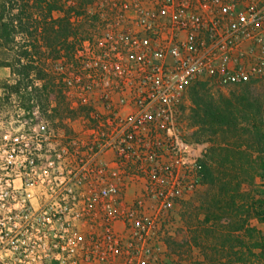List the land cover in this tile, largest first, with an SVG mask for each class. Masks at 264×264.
Masks as SVG:
<instances>
[{"label":"built area","instance_id":"2783aa9c","mask_svg":"<svg viewBox=\"0 0 264 264\" xmlns=\"http://www.w3.org/2000/svg\"><path fill=\"white\" fill-rule=\"evenodd\" d=\"M94 14L98 33L54 68L70 109H88V137L62 147L46 120L33 124L23 112L2 136L0 264H150L174 201L203 181L207 145L180 132L184 92L196 82L227 88L264 77V0H99ZM79 146L87 159L76 180ZM96 158L98 194H78ZM124 175L144 192L132 208L111 210ZM60 178L65 193L54 191Z\"/></svg>","mask_w":264,"mask_h":264},{"label":"rangeland","instance_id":"374dc122","mask_svg":"<svg viewBox=\"0 0 264 264\" xmlns=\"http://www.w3.org/2000/svg\"><path fill=\"white\" fill-rule=\"evenodd\" d=\"M57 1L62 11L55 12L53 18L63 17L64 11L70 8L69 18L73 25L81 24L79 23L81 18L95 15L99 6V0ZM22 39L21 36L17 37V42L21 44ZM51 64L52 61L48 63V69ZM52 70L55 71L54 68ZM9 79L8 70L0 69V82ZM194 84H201L204 88L203 93L215 100L220 96L230 98L241 89L240 85L216 88L207 87L201 82ZM251 84L259 95L264 112V77ZM191 85L184 92L179 107V127L186 141L207 145L203 160V181L193 192L174 201L166 218L168 222L165 225L168 229L155 250V259L150 264H264L259 258V251L253 247V244L264 237V223L257 222L250 208L254 201L264 198V178L260 171L264 158L263 145H259L254 127L243 120H240L235 128L225 127L215 135L201 131L200 125L192 118ZM1 94L0 90V96ZM58 99L59 95L57 101L60 104ZM64 102L62 105L57 103L58 114L54 118L51 120L44 118L49 123L50 130L57 135L56 140L62 147L68 146L72 139L82 142L88 137L85 133L88 109L86 107L67 109L65 105L69 106V103L66 98ZM92 106L97 109L98 104L92 103ZM21 112L23 111L18 107V101L14 97L8 102L0 100V168L8 156L2 146V136L8 131L12 119L16 120L15 116ZM12 127L19 130L16 122ZM260 130L263 133L262 127ZM226 149L243 154L247 161L243 160L236 165L231 163V157L228 158V162L224 161ZM76 152L78 154L75 155L72 165L73 173L76 180H81L85 168L78 160L85 161L87 157L80 146L76 148ZM103 158L109 160L112 155L107 153ZM64 162L67 165L69 159L66 158ZM101 165V159L96 158L88 167L92 171L90 180L75 184V191L78 194H90L91 197L98 194L101 183L93 172L101 168ZM63 172L64 177L65 170ZM61 180L63 181L61 178L57 179L56 184ZM52 184L54 191L65 193L64 185ZM121 184L123 186L119 199L116 204H112L111 210L132 208L134 202L144 192V183L129 176H122ZM35 186L31 191L38 193L42 190L41 186ZM48 187H44L43 190ZM78 201L82 207L83 199L80 198ZM35 202L36 200L32 201L34 206ZM152 205L151 201H147L145 206L152 210ZM90 210H101L97 201H91ZM119 260L120 258H117L109 264H116Z\"/></svg>","mask_w":264,"mask_h":264},{"label":"trees","instance_id":"16d2710c","mask_svg":"<svg viewBox=\"0 0 264 264\" xmlns=\"http://www.w3.org/2000/svg\"><path fill=\"white\" fill-rule=\"evenodd\" d=\"M58 11L62 8L57 0H0V69H7L10 75L9 80L0 82V100L8 102L14 97L25 112L22 119L32 120L33 124L44 118L51 120L58 114V95L59 105L65 101L61 76L52 70L56 63L61 61L66 67L73 59L76 46L96 32L95 15L81 18V24L73 25L70 8L64 11L63 17L54 19L53 14ZM19 36L23 37L21 44L17 42ZM240 87L238 94L215 100L203 93L201 84H192V118L201 131L212 135L225 127L235 128L243 120L254 127L264 150V131L260 130L264 129L263 104L251 83ZM65 107L68 109V104ZM224 151L226 162L229 157L233 165L247 161L239 152ZM260 171L264 178V158ZM250 208L257 222L264 223V198L254 201ZM253 247L264 261V237Z\"/></svg>","mask_w":264,"mask_h":264},{"label":"crops","instance_id":"0c3cea01","mask_svg":"<svg viewBox=\"0 0 264 264\" xmlns=\"http://www.w3.org/2000/svg\"><path fill=\"white\" fill-rule=\"evenodd\" d=\"M115 228L121 229V226L120 225H115Z\"/></svg>","mask_w":264,"mask_h":264}]
</instances>
